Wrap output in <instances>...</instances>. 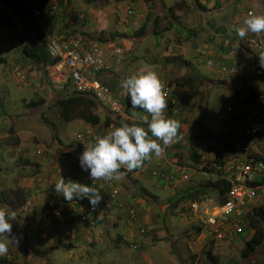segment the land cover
Listing matches in <instances>:
<instances>
[{"label": "rangeland", "instance_id": "1", "mask_svg": "<svg viewBox=\"0 0 264 264\" xmlns=\"http://www.w3.org/2000/svg\"><path fill=\"white\" fill-rule=\"evenodd\" d=\"M136 1L135 10L129 15V0H0V58L3 59L0 63V206L14 210L19 225L18 229L12 228L9 234V238L15 237L18 243L9 244V251L0 257V264H206L210 261L206 256L209 248L218 255L220 264H264L263 247L248 258L242 256L245 240L254 232L249 225L233 240H212L197 233L191 222L194 218L189 219L185 213L184 208L190 199L171 206V198L176 194L213 180L202 173L200 165L192 162L190 154L193 150L197 151L199 143H204L210 159L220 156L229 159L232 155L224 154V146L230 144V139L221 135L224 122L230 116L226 109L235 103L230 94L235 89L238 94L242 92V87L244 91L246 89L238 76H249L245 75V71L252 58L246 55L243 47L252 38L264 36V32L253 33L254 37L249 36V32L241 39L236 29L244 26L250 9L253 14H264V0L200 1L202 7L195 0H163L164 3L161 0L155 3ZM29 2L40 4L44 9L49 5L56 6L54 11H45V16H50L53 32L57 36H96V39L100 37L102 41L123 49L121 56H112V75L107 81L100 77L102 82L109 83L122 104L126 94L121 87L122 82L141 71L155 70L162 83L171 82L170 87L175 85L176 90H183L184 86L177 85L175 80L190 76V69L171 62V56L191 60L198 56L199 50L206 49L203 61L208 66H199L200 71L212 79L221 78L225 83L229 75H219L220 66L228 64L226 55L236 57L242 70L234 76L239 78L236 81H240L236 82V88L229 92L222 86L197 83V93L190 89L186 96L188 101H184L185 97L181 99L183 109L180 118L176 119L179 123L182 121L178 130L179 139L173 141L170 150L174 152L171 156L178 155L182 164L193 169L189 179L153 188L146 175L135 172L136 169L128 171L122 166L128 174H116L119 179L111 181L98 180L102 199L96 212L88 211L90 203L87 198H76L72 202L58 199L63 196L56 193L54 185L61 178V170L70 163L76 167V161L86 150V145H90V135L110 132L123 123L145 128L146 124L139 112L128 113L125 109L120 125L115 123L110 127L92 125L81 119L65 121L59 117L55 102L60 95L68 93L50 87L48 68L38 67L23 56L22 46L30 41L32 35L24 41L16 35L18 25L23 27L19 31H23L22 35L34 28L27 9ZM176 2L177 6L167 10ZM150 13L153 15L148 33L136 40L133 32ZM5 18L16 23L10 34L4 33L9 28L2 21ZM155 20L158 37L153 33ZM170 23L174 26L165 30ZM120 32L129 36L111 39V34ZM17 70L24 72L26 77L22 78ZM41 98H45L44 104L29 106L31 100ZM107 110L103 107L99 110L104 119ZM200 121L205 130L199 125ZM199 132L203 134L201 137ZM80 133L85 134L84 141L79 138ZM260 138L256 143L264 154V134ZM79 144L83 148H79ZM252 147L254 149L255 146ZM70 174L64 179H72L73 175L79 179L72 180L80 183L92 179L81 167L75 169L73 175ZM115 186L121 189L123 198L135 204L140 221L129 220L132 225L127 226L128 221L122 213H113L106 207L104 198ZM141 186H148L157 194L158 202H148L143 198L139 191ZM20 190V197L25 200L23 204L18 200L17 191ZM50 194L58 195V198L48 201ZM205 195L208 192L199 198ZM263 203L264 196H259L250 205L251 212ZM83 213L88 216L84 221L80 219ZM140 225L147 228L145 235L139 233ZM132 229L133 236H130L128 232ZM139 238L143 240L142 246L133 248L132 241ZM210 264L216 263L210 261Z\"/></svg>", "mask_w": 264, "mask_h": 264}, {"label": "built area", "instance_id": "2", "mask_svg": "<svg viewBox=\"0 0 264 264\" xmlns=\"http://www.w3.org/2000/svg\"><path fill=\"white\" fill-rule=\"evenodd\" d=\"M207 1L212 2L213 0ZM136 4V0H129L127 12L129 15L135 10ZM29 6L32 8L36 20H38L42 14L41 7L39 6V8L34 2H29ZM248 13L251 15L254 12L250 9ZM34 22L39 23V21ZM3 23L7 24L8 19H3ZM18 28L20 26L16 27V29ZM10 30L8 28L4 33L10 34ZM45 30L48 33L50 26ZM250 42L257 51L264 49L263 41L257 37L252 38ZM48 51L53 58L57 59L55 63L48 66V81L51 86L68 94L91 95L98 104L108 108L113 114H125L123 104L115 97L110 87L100 79L102 74L108 73L112 69L111 57L122 55L123 49L120 46L108 42L91 44L83 42L75 36L65 37L61 40L49 34ZM203 53H207V51L204 49L199 51L200 55ZM248 70L256 77L264 75V60L252 62L248 66ZM220 72L225 75H238L241 73V67L238 64H221ZM17 73L22 78L26 77L20 70H17ZM163 85L168 107L165 113L169 118H179L183 109L182 100L175 94L173 87L167 83H163ZM226 111L230 115L240 113L247 122L246 126L234 131L226 127L222 131L223 136L230 134L228 137L230 143L237 148L236 152L229 159L224 156L210 159L204 154L200 165L202 173L209 176V179L214 181L218 179L228 184L224 199H219L221 191L216 188V191L208 192V195L188 200L184 208L188 218H194L191 222L196 230L199 229L200 233H205L214 240H233L243 233L249 222V214L252 210L250 205L259 196H264V158L251 150L254 139L264 134V102L258 111H240L232 105L228 106ZM140 115L142 117L148 116L144 110L140 111ZM103 134L106 133L90 135L88 143L92 144L97 136ZM79 138L84 141L85 134L80 133ZM169 147L170 145L163 146L159 155L163 160L156 158L152 165H149V161H144L143 165L139 167V173L142 175L151 173L153 179H156V182L163 186H170L179 180L189 179L193 169L179 163L178 160H172L168 154ZM76 162V167L71 163L63 167L61 170L63 178L81 167L79 161ZM78 179L77 177L76 180ZM83 184L89 186L94 184L98 190L100 181L94 182L93 179H87L83 181ZM105 205L113 213H122L128 220L137 222V207L122 197L119 187H113L106 194ZM97 210L98 206L93 207L90 204L88 209L90 213ZM87 217V213H83L80 219L84 221ZM138 231L144 235L148 232L143 225L139 226ZM142 244L143 240L139 238L133 240V246H131L140 248Z\"/></svg>", "mask_w": 264, "mask_h": 264}, {"label": "clouds", "instance_id": "3", "mask_svg": "<svg viewBox=\"0 0 264 264\" xmlns=\"http://www.w3.org/2000/svg\"><path fill=\"white\" fill-rule=\"evenodd\" d=\"M249 32L256 34L264 32V14H251L244 21V26L236 29V34L241 39ZM261 58L264 60V55H261ZM121 87L126 90L131 106L148 114L143 121L147 129L142 125L123 123L114 130L97 136L92 144L86 145V150L79 157V163L94 182L119 179L116 173L122 166L128 171L139 168L152 154L159 156L163 146H169L179 139L178 130L181 122L166 115L165 110L168 107L164 85L155 70L132 74L122 82ZM54 186L56 193L69 202L74 198H87L89 203L96 207L102 199L100 191L94 184L89 186L72 179L65 180L61 176ZM14 219L13 211L0 206V257L8 253L10 243H18L15 237L9 238Z\"/></svg>", "mask_w": 264, "mask_h": 264}, {"label": "trees", "instance_id": "4", "mask_svg": "<svg viewBox=\"0 0 264 264\" xmlns=\"http://www.w3.org/2000/svg\"><path fill=\"white\" fill-rule=\"evenodd\" d=\"M146 1L155 3L157 0H146ZM161 1H162V3H164L163 0H161ZM195 1L197 2V4L200 7H202V4L200 3V1H202L203 3L208 2L207 0H195ZM177 5H178V2H176L172 7H170V9L167 8V10H171L173 7H175ZM37 6L38 7L40 6L41 10H42V14L40 15V18L38 20H36L32 8L29 5L27 8L29 13H30V20L32 22V25H34V28H31L30 31L25 32V35H22L23 31L22 32H19V31L23 27L20 25V28L17 29L16 35L19 38H21L22 41L29 39L32 35L30 41L25 42L23 44L22 54L24 57L28 58L29 60H31L34 63H36L37 65H39L38 67L46 68L47 66H50L51 64H53L57 61V59L53 58L48 51L49 34L54 35L61 40L67 36L64 34H61V36H57V34H54L53 26H52L53 22L50 20L51 19L50 16H47V17L45 16V14L47 13V12L45 13V11H48V12L54 11L56 6L49 5L45 9L40 4H37ZM166 6L167 5L165 4L164 7H166ZM152 15L153 14L150 13L147 20L136 31L133 32V37L136 40L145 36L148 33L149 23H150ZM44 16H45V21L43 22L42 18ZM34 21H40V22L35 23ZM154 23H155V25L153 28V33L155 35H157V37H158L159 31H157V29H156V26H158L157 20H155ZM15 25H16V23L15 22L13 23L11 21V19L8 20L7 26L10 29H13V27ZM48 26H50V31L47 33L45 29ZM171 26H174V24L170 23L169 26L165 27V30L169 29ZM68 35H70V34H68ZM254 35L255 34H253V33L249 34V36H253V37H254ZM71 36H73V35H71ZM99 36H97V37H99ZM111 36H112L111 39H113L116 36L128 37L129 35H127L126 33L124 34L123 32L122 33L120 32L117 34L116 33L111 34ZM10 37L12 38V35ZM75 37H77V36L75 35ZM95 37L96 36H93V37L89 36L88 37L85 34L84 35L81 34V36H79V38L83 42H88L91 44H93V43H107L108 42V41H102V39L100 37L98 39H96ZM263 43H264V41H263ZM243 49L246 50L247 56L252 58L251 63L262 60L261 55H264V49L257 51L255 48H253V46L250 45V42L247 45H245L243 47ZM201 50H203V49H201ZM204 50H206V49H204ZM206 55H207V53H203L202 55L198 54V56H196L195 58L192 57L191 60L186 59V58L181 57V56H177V55L171 56L169 58V59H171V62L183 65V66L189 68L190 72H191L190 76H188L187 78L185 77V78H181V79H176L175 83L177 85L189 87L194 94L197 93V87H196L197 83H199V84L210 83L212 86H216V85H219L221 83H224L225 81L223 79L215 78V77H213V79H212L211 77L206 75L207 73L203 74L200 71L199 66H201V67L208 66L207 62L203 61V58ZM228 60H229L228 64H238L241 67L240 63L233 62L232 59H228ZM191 61L193 62V64ZM1 62H3V59L0 58V63ZM247 68H248V65H247ZM229 76H232V75H229ZM234 76L235 75H233L232 77H234ZM258 78H261L264 80V75H261ZM170 84H172V83L168 82L169 86H170ZM177 92L178 91L175 90L176 95H177ZM44 103H45V98H41L39 100H31L28 104L31 107H35L37 105H41ZM55 105L57 106L59 117L65 121H73L75 119H81V120L85 121L86 123H89L92 125L103 124L105 127H110V126H112V124H115V123L117 125H120L119 122L122 121V119H120V118H122L121 117L122 115H115L110 110L106 111V118L104 119L102 114L99 112V110L102 109V106L100 104H98V102L91 95L79 94V93H71L69 95H63L62 94V95H60L59 98H57ZM123 106H124L125 111L128 113H133V112L136 113V112L142 111V109L133 108L131 106L130 99L127 95V92H126L125 97H124ZM199 125H201V128L203 130H205V126H203L201 121L199 122ZM146 129H147V125H146ZM202 135L203 134L201 132H199V136L201 137ZM153 139H155V138H153ZM170 147H171V145H170ZM170 147L168 148L169 156H171V153H172V151L170 150ZM79 148H83V146L81 144H79ZM257 155H259V154H257ZM155 156H156L155 154L151 155L152 158ZM190 156H191V159H192V162L194 163V165H201L202 154L198 153L196 150H193V152H191ZM147 161H150V159L146 160V162ZM178 161L181 164L183 163L180 160H178ZM150 165H152V164H150ZM135 172H139V168H136ZM116 174H128V173L124 167H121L119 172ZM70 175H73V173H71ZM68 177H70V176H68ZM76 178H77V176L73 175L72 179L75 180ZM146 178H147V181H149V178L153 179V176L151 173H149L146 175ZM227 187H228V184L225 181H220L218 179L215 181L214 180H207L206 182L200 183L198 185L188 187L185 190H183V192L180 193L179 195L176 194L175 196H173L171 198V201H172L171 206L175 207V206H177L178 203H180L181 201H183L185 199L199 198L203 193L216 191V188H219V190L221 191L219 199L223 200L225 193H226V190H227ZM139 191H140L141 195L143 196V198H145L148 202H158L157 194L153 193L148 186L147 187L141 186L139 188ZM21 193H22L21 190L17 191V195L19 197H20ZM53 198H58V195L50 194L48 201L52 200ZM3 199L4 198L2 197V200ZM58 199H60L61 201L69 202V201L65 200L64 197L58 198ZM18 200H19L20 204L21 203L23 204L25 202V200L21 199V197ZM73 201H76V198H74ZM104 204H105V200H104ZM12 205L14 208H16L15 204H12ZM114 209H115V211H117L116 208H114ZM137 215H138V213H137ZM13 221L14 222H13L12 228L18 229L19 225H18V221L16 220V218ZM136 221L138 222L140 220L136 219ZM249 225L254 229V233L252 234V236L249 239L245 240V245L242 249V256L245 258L250 257V255L252 253L256 252L260 247L264 248V203L260 204L257 207H254L253 211L250 212V214H249ZM196 231H197V233H200L199 229H197ZM212 240H214V239H212ZM36 254H37V252H36ZM206 256L209 258L210 261H213L216 264H220L218 262V255L214 254L212 252L211 248H209L206 251ZM210 261L207 262L206 264H210ZM46 264H50V263L47 262Z\"/></svg>", "mask_w": 264, "mask_h": 264}, {"label": "crops", "instance_id": "5", "mask_svg": "<svg viewBox=\"0 0 264 264\" xmlns=\"http://www.w3.org/2000/svg\"><path fill=\"white\" fill-rule=\"evenodd\" d=\"M260 40H262V41H264V36H262V38H259ZM247 55V54H246ZM230 55H226L225 57L227 58V59H232V61L233 62H236V61H238L237 59H236V57L235 56H232V57H229ZM112 59H113V57H111ZM118 58V57H117ZM118 59H120V58H118ZM237 63H239V62H237ZM115 65L116 66H119L117 63H115ZM248 69V68H247ZM112 70V69H111ZM113 70H115V67H114V69ZM242 72V71H241ZM246 72V74L245 75H249L248 77H245V76H238V77H241V79L242 80H240L241 81V84H242V86H246V89H245V91H244V89H243V87H242V92L241 93H236V92H238L236 89L234 90L235 92H233L232 94H230L231 95V99L235 102L234 103V107L237 109V110H240V111H258L259 110V108H260V105L264 102V99H263V94H264V80L263 79H261V78H258V77H256L250 70H246L245 71ZM111 73H113V71H110V72H108V73H104V74H102V76L104 77V80L105 81H107V78H109L110 77V74ZM219 75L221 74V72L220 73H218ZM112 75V74H111ZM254 75V76H253ZM238 77H232L231 78V76H229V79H231V80H229L228 79V77L226 78L228 81L225 83L224 82V84H219L218 86L220 87V86H222V87H224V88H226L227 90H229V92H230V90H233L234 88H236L237 86H238V84L236 85V82H238L239 80H235V79H239ZM251 78H253V79H251ZM233 79V80H232ZM239 81V82H240ZM108 83V82H107ZM109 87H110V89H111V91L113 90L112 88H111V86L109 85V83L107 84ZM174 85V84H173ZM236 86V87H235ZM173 87V89L174 90H176L177 88L175 87V85L174 86H172ZM188 90H190V88L189 87H187V86H184V89L183 90H177L178 92H177V95H178V97L180 98V99H184V97H185V100L184 101H188L187 99H186V96H187V93H188ZM112 93H114L113 91H112ZM248 100H250L249 102H248ZM241 101H244V102H246V103H243V104H241L240 102ZM233 106V105H232ZM172 119H178V117H171ZM176 121H178V120H176ZM180 121V120H179ZM182 122V121H181ZM225 124H224V126L222 127V131H224V128L226 127V128H229L230 130L231 129H233V131L235 130V129H238V128H241V127H243V126H246L247 125V122L243 119V115H241L240 113H233L232 115H230L227 119H226V122H224ZM182 124V123H181ZM221 134V133H220ZM222 135V134H221ZM228 135H230V134H226V135H222V138H225L226 136L228 137ZM261 137V136H260ZM256 138V139H254V141H253V144H252V146L254 145L255 147H254V149H253V147L251 146V150L253 151V152H255L256 154H260V156L261 155H263V156H261V157H263L264 158V154L260 151V149H259V147H258V145H257V143H256V141L258 140V139H261V138ZM263 138V137H262ZM236 147L232 144V143H230L229 145H226V146H224V154H227V153H230V154H234L235 152H236ZM238 151V150H237ZM197 152L198 153H200V154H202V155H204V154H206L207 155V157H209V151H208V149L206 148V146L204 145V143H199V145L197 146ZM172 153H174V152H172ZM180 155V154H179ZM171 158H172V160H174V161H176V160H179L178 158H179V156L178 155H176V156H170ZM156 158H160L159 156H155V157H151L150 158V161H149V165L150 164H152V162L156 159ZM160 159H162L163 160V158H160ZM146 180H147V178H146ZM150 183L152 184V187L153 188H156V186H159V187H161V186H163V185H161L160 183H158V182H155L156 181V179H152V178H150ZM179 182V181H178ZM137 203H138V205L140 204V200H138L137 201ZM142 215V214H141ZM123 216H125V215H123ZM141 217V216H140ZM142 218L144 219L145 217L144 216H142ZM125 219H126V221H128L127 222V226H130V224L132 225V223H130L129 222V220L126 218V216H125ZM136 223V222H135ZM249 224L247 223V225H246V228H247V226H248ZM134 226H136V224H134ZM137 227V226H136ZM133 231V229L130 231V232H128V234L130 235V236H133L132 235V232ZM200 234H202V233H200ZM202 235H205L206 236V234L205 233H203Z\"/></svg>", "mask_w": 264, "mask_h": 264}]
</instances>
